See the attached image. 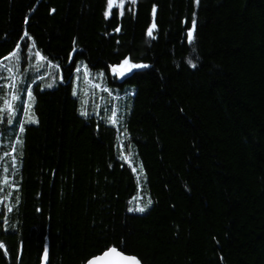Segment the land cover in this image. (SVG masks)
I'll return each instance as SVG.
<instances>
[{"label":"trees","instance_id":"16d2710c","mask_svg":"<svg viewBox=\"0 0 264 264\" xmlns=\"http://www.w3.org/2000/svg\"><path fill=\"white\" fill-rule=\"evenodd\" d=\"M120 3L0 0V264H264V0Z\"/></svg>","mask_w":264,"mask_h":264},{"label":"snow or ice","instance_id":"6c2138e0","mask_svg":"<svg viewBox=\"0 0 264 264\" xmlns=\"http://www.w3.org/2000/svg\"><path fill=\"white\" fill-rule=\"evenodd\" d=\"M130 2H131L132 4H134V3L136 2V0H130ZM196 2L198 3L199 0H196ZM113 4H114V0H108V11L105 13L106 18L110 15V13H111V9H112V7H113ZM119 8H120V10H121V11H120V15H123V11H122V9H123V0H121V3H120V5H119ZM53 11H54V10H53ZM25 23H27V19H26ZM195 27H196V22H195V19H193V22H192V30L189 31L188 34H187V39H188V42H189V43H192V42L194 41V39H195V37H194V35H193V33H194V31H195ZM154 28H155V24L153 23L152 27L148 30V35H149V36H153V29H154ZM117 31H119V29H117ZM24 36H28L27 31H25ZM32 48H35V43H34V42H33V44H32ZM19 50H20L19 45H17V49H16V51H14V52L10 55V57H6L5 59H11V58H16V59H18L19 57L17 56V53L19 52ZM29 51H31V49H29ZM34 55H35V56L38 58V60H40V61L46 59V57L41 56V54H40L38 51L35 52ZM125 66H127V67L125 68ZM192 66L195 67V65H192ZM146 67H148V66H147V65H142V64L130 63L129 59L126 58V59L122 62V64L120 65V69H123V70H120V69H117V68H113L112 71H113V74H114V75H119V76L123 77V76H125L126 73H129V74L132 73L134 69H140V68H146ZM80 70H81L80 68H77V69H76L77 72H79ZM7 71H8V72H11L12 69H11V68H7ZM84 75H85V78H86L87 75H88V73L85 71ZM11 86H14V85H11ZM46 86L50 88V87H52V84H48V85H46ZM93 87H97V88H98L99 85H93ZM28 98H29V100H33V99H34V98H32L30 92H28ZM13 99H16V97L13 96ZM9 107H10V106H9ZM29 110H31V109H30V106H29ZM81 114H82V115H85V116L88 115L87 112H82ZM31 120H32V122H34V123H35V122H38V121L35 120L34 115H33V117L31 118ZM111 122H112L113 124H116V123H117V120H116V117H115V113H113V117H112V121H111ZM21 131H23V128H21ZM121 159L127 161V160L129 159V157H127V156H121ZM140 168H141V172H142L143 166L141 165ZM133 171H135V169H133ZM147 203H148V205H150V204L152 203V201H151V200H148ZM129 210H130V211L135 210V211H138V212H141V213H142V212H144L146 209H145V207H138V208H136V209H129ZM9 211H11V209H9ZM2 247H3V245L0 244V248H2ZM112 251L114 252L115 250H112ZM106 255H108V254L106 253ZM125 259H127V258H125ZM90 264H93V262H90ZM134 264H139V262H138V261H134Z\"/></svg>","mask_w":264,"mask_h":264},{"label":"water","instance_id":"95a60500","mask_svg":"<svg viewBox=\"0 0 264 264\" xmlns=\"http://www.w3.org/2000/svg\"><path fill=\"white\" fill-rule=\"evenodd\" d=\"M125 76H129V74H125ZM125 80L126 79L119 77L120 82H124ZM112 250H115V249H112ZM112 250L107 252L108 255H106L105 253L104 255L98 258H95L91 260L90 262H93V264H134V261H138L139 264H141L140 261L134 257L128 256L126 254H122L121 252L117 250L113 252ZM48 261H49V253L46 252L42 260V264H48ZM90 262H88L87 264H90Z\"/></svg>","mask_w":264,"mask_h":264},{"label":"bare ground","instance_id":"6f19581e","mask_svg":"<svg viewBox=\"0 0 264 264\" xmlns=\"http://www.w3.org/2000/svg\"><path fill=\"white\" fill-rule=\"evenodd\" d=\"M127 66H125V68H126ZM126 74H129V73H126ZM131 74V73H130ZM118 76V75H117ZM120 78H124V79H128L129 77L128 76H123V77H121V76H119ZM21 93H22V88L20 87V86H16V87H14L13 88V93H12V97L13 96H15L16 97V99H12V101H14V100H16V102L15 103H17V101H18V103L20 104L21 103V100H23L24 101V97H21ZM28 96V95H27ZM48 247H46L45 248V253H44V255L46 254V252H48ZM118 251V250H117ZM120 252V251H119ZM122 253V252H121ZM122 254H124V253H122ZM104 255V254H103ZM132 257V256H131ZM43 258H44V256H43ZM98 258V257H97ZM90 262V261H89Z\"/></svg>","mask_w":264,"mask_h":264},{"label":"rangeland","instance_id":"374dc122","mask_svg":"<svg viewBox=\"0 0 264 264\" xmlns=\"http://www.w3.org/2000/svg\"><path fill=\"white\" fill-rule=\"evenodd\" d=\"M15 59H16V58H15ZM51 68H52V66H51ZM118 69H120V67H119ZM120 70H123V69H120ZM134 70H138V69H134ZM118 78H119V75H118Z\"/></svg>","mask_w":264,"mask_h":264}]
</instances>
